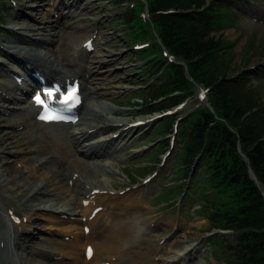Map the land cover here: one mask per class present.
I'll list each match as a JSON object with an SVG mask.
<instances>
[{
	"label": "bare ground",
	"instance_id": "1",
	"mask_svg": "<svg viewBox=\"0 0 264 264\" xmlns=\"http://www.w3.org/2000/svg\"><path fill=\"white\" fill-rule=\"evenodd\" d=\"M42 1V8L46 5L50 6L46 0ZM36 7H40V4ZM34 10L43 17L38 22V27H29V23H32L31 18L17 14L14 22L18 27H12L15 31L13 42L4 46L12 58L30 65L31 69L26 66L22 71L24 84L7 85L2 89L0 97H3V101H16L18 90H22V95L26 97L29 91L23 89L25 88L23 85L31 86L35 83L29 74L34 70L52 82L66 83L67 80L72 82L78 79L82 83L84 103L82 105H85V96L92 99L85 107L86 112L83 110V116L78 124H42L50 136H42L45 144L36 145L33 150H30L32 147L30 142H24L23 138H19L22 133L5 130L9 125L11 129L18 127L19 125L10 123V117L26 118L25 112L15 115V112L9 109L12 107L9 105H5V110L0 109V160L3 161L0 164V203L3 205L0 207V264H32L26 258L29 247L24 237L34 234L33 224L41 222L50 225L51 237L75 235L74 240L69 242L56 238L46 239L52 246L53 253L45 256L60 258L59 264H79L78 258L74 263L64 260L77 255L81 243L94 247L92 259L87 260L84 253L82 264H156L153 254L159 250L158 248L155 250L148 247L144 252L143 249L139 250L147 240L145 234L140 232V227L152 225L157 227L160 224L159 220L141 221L134 216L135 210L141 205L148 204L144 200L145 195L139 197L136 192H131L123 198H113L109 191L105 194L107 188L97 181L99 174L104 173L112 186L111 182L116 177L109 165L100 163L101 159L104 157L117 159L122 144L130 143L141 130V128L129 127L131 123L127 119L120 118L126 115V112L103 107L101 101L97 99L101 94L109 96L120 93L109 87L107 79L103 77L105 71L101 69L113 59L99 44H93L94 51H87L84 45L92 39V35L90 31L80 27L85 21V18H82L85 12L76 11L75 5H67L63 0H55L49 12L52 14L56 10L60 13V20L56 22L49 19L50 14H44L41 8ZM262 16L254 14V17L264 19ZM56 25L62 26L64 30L68 29L65 34L70 37L71 47L68 57L63 60L56 57L59 63L52 58L55 55H52L51 49L47 46L54 40L45 37L34 40L28 35V32L33 34L36 30L50 31ZM25 29L28 31L25 32ZM106 84L105 91L100 93L99 88ZM35 111L36 108L31 106L27 113L34 114ZM35 122L38 123L37 120ZM115 129L118 130L117 138L102 140L97 137L100 133L110 135ZM56 140L63 144L59 150L60 158L49 155L47 149V145L51 147L53 141L57 142ZM11 148H15V151ZM26 149H29L32 155L28 158H19L18 155ZM8 155L15 160L14 158L11 160ZM43 156H46V159ZM19 163H23L21 169L15 167V164ZM96 190L100 193L94 194ZM31 201L35 204H30ZM84 201L90 202L87 208L83 207ZM98 207H104L107 211L109 225L98 227L105 216L102 213L90 220ZM19 213L23 214L22 217L28 220L29 225L23 224V221L19 225L13 222V230H18V233L10 235L12 229L9 230L6 218L10 219L11 215ZM141 213L143 212L138 214ZM84 218H86L85 223ZM169 223L173 224V221ZM86 225L91 229L88 235L82 231L83 226ZM181 243L178 241L175 246L181 247ZM195 250L196 247L189 249L177 261L163 259L161 264H180L181 261L194 256ZM171 252V249L162 251L164 255ZM104 258L109 260L104 261Z\"/></svg>",
	"mask_w": 264,
	"mask_h": 264
},
{
	"label": "rangeland",
	"instance_id": "2",
	"mask_svg": "<svg viewBox=\"0 0 264 264\" xmlns=\"http://www.w3.org/2000/svg\"><path fill=\"white\" fill-rule=\"evenodd\" d=\"M8 6H4L2 15H0V22L3 21V25H0V93L2 89L7 85H12L15 82V75H19L21 68L25 67V64L21 65L18 59L12 58L10 54L5 50L4 46L12 43V38L15 35V31L12 27H18L15 17L20 14L22 17L31 18L32 23H29V27H38V22L42 20L41 14L34 9L41 8L44 14H49V6L41 7L42 0H1ZM48 3L54 4L55 0H46ZM67 5H75L78 12L82 11L84 8L85 18L80 25L81 28H85L90 31L94 36L99 35L96 43L106 51L107 54L111 55L112 62L103 66L101 69L105 71L103 77L107 79V84L109 87L119 91L120 93L116 95L106 96L101 94L98 99L101 101L103 107L110 110H119L126 112V115L120 117L122 119H127L130 123H135L138 121L152 120L158 114H152L147 116V108L142 107L137 101V86L145 85L147 79H144L142 72H140V67L144 64L138 59L137 53L134 49L136 44H133L130 38L129 30L125 27L122 21V13L129 8V6H121L115 3V0H63ZM216 6L227 5L232 8V19L226 22L221 30L216 34L221 39L233 43V48L229 52V55L225 56L226 60H230L232 71L229 73L228 78H237L240 74L245 71L254 76L257 74H262L264 72V20H258L254 17V14H259L264 16V0H215ZM4 4V5H6ZM40 4V7H36ZM8 7V8H7ZM54 14H50L49 19H53V22L60 20V13L54 10ZM262 16V18H264ZM40 19V20H39ZM37 20V21H36ZM55 20V21H54ZM117 20V21H115ZM116 22V23H115ZM55 25V24H54ZM29 29V28H28ZM27 29L24 31L26 32ZM66 30L60 25H56L50 31H39L36 30L32 34L28 32V35L34 40L38 38H49L54 40L53 43L47 46L51 49L52 57L56 63H59L57 58L68 57L70 47V37L65 34ZM28 31V30H27ZM101 31V32H100ZM35 37V38H34ZM148 41H144L141 44H147ZM25 46H30L24 44ZM245 55V56H244ZM57 57V58H56ZM20 65V66H19ZM61 67L60 64H58ZM105 69V70H104ZM8 74H13V80L9 77L8 80L2 79L1 76H8ZM14 81V82H13ZM154 81V80H151ZM99 88V92H104L105 87ZM248 88L257 89L258 99L262 102L264 106V77L257 78L253 77L248 83ZM199 90L195 91L194 97H198ZM1 96V95H0ZM137 97V99H135ZM18 100L16 101H3L0 98V109L5 110V105H9L10 110H14L15 113L22 112L26 107H29L28 100L21 99V95H17ZM92 98L87 97L85 99V107L88 105ZM130 99L133 100L134 108H126L115 105L122 103H127ZM191 101V100H190ZM186 105L192 108L194 102H190ZM13 106H16L15 108ZM83 111V110H82ZM81 111V113H82ZM86 112V108H84ZM188 111V110H187ZM110 116H116L114 114H109ZM182 115V114H180ZM10 123L14 125H19L18 127L11 129V125L5 127V130L13 132H22L19 138H23L24 142H30L32 147L30 150L35 149L36 145L45 144L42 135L45 133L43 127L39 124L34 125L33 120H25L23 117H10ZM167 123L166 119L161 121H155L149 123L146 127L136 133L134 139L127 144H122V148L118 152L117 159H110L104 157L101 159L102 165H109L110 170L114 173L116 179L112 181V185H118L115 191L110 187V182L108 177L104 173H100L98 177V182L106 187L113 197L122 198L126 193L136 192L139 197H143L145 193L144 200L149 203V206L143 205L139 209L135 210L134 216L141 221L149 220H159L161 225L159 227H146L141 226L140 232L145 234L147 240L143 242L141 246L142 251H146L148 247L156 250L153 256L156 258L155 263L161 264L163 259H174L184 256L186 251L196 247V254L180 264H224L221 256L224 257V253L220 249L218 244L215 247L214 244L210 242L213 240L212 235L218 233L219 240L234 242V235L225 234L221 232H215L212 230L211 225L204 220V218L197 216L193 211L199 208L198 201L201 196L195 197V200H189L185 198V202L173 209H163L162 204L159 207H154L159 195H161L160 187L166 188V184L170 181V174L173 172L172 162L174 155L172 154L165 162L164 156L169 153L167 150V144L171 142V138L164 139L156 142V135L158 132L162 131L164 124ZM117 129H115L110 135L106 133H100L97 137L102 140L113 138L117 135ZM55 141V140H54ZM52 147L47 145L49 155L56 158H60L59 150L62 148L63 144L54 142ZM164 148V149H163ZM15 151V148H11ZM165 151L159 156V161H155L157 154L160 150ZM29 149L18 155L19 158H28L32 154ZM12 160L14 157L8 155ZM46 159V156H43ZM15 160V158H14ZM3 161L0 160V164ZM23 163L15 164L18 169L22 168ZM143 168L145 169H155L159 176L150 185L145 186L144 182L149 178V174L139 175L136 179L135 185L131 181L133 174H142ZM192 187V184H190ZM125 192V193H124ZM127 195V194H126ZM155 196V197H154ZM154 197V198H153ZM30 204H35L31 201ZM0 207L3 205L0 203ZM143 212L141 214H138ZM106 212H102L105 214ZM22 213L20 216L22 217ZM169 221H173L170 224ZM110 219L108 213L99 222L98 227L104 225H109ZM29 225V223H25ZM34 234L31 236L24 237L26 245L29 247L28 255L26 258L32 264H59V259L54 257H47L45 254L53 253V248L46 239L57 238L59 240H68L69 237L64 239V237L50 235V225L47 222H41L39 224H33ZM30 228V227H29ZM13 232V231H12ZM17 235V233L15 234ZM221 235H225L221 236ZM182 242L181 247H176V242ZM215 247V248H213ZM84 243H81L77 251V255L72 256L70 259H65V262L74 263V260L78 258V263L82 264L83 254H84ZM164 249H171L172 252L168 255H164L162 251ZM218 251V253L216 252ZM213 252H216L213 256ZM43 255V256H42ZM220 256V257H219ZM34 258H37L36 261ZM61 262V261H60Z\"/></svg>",
	"mask_w": 264,
	"mask_h": 264
},
{
	"label": "trees",
	"instance_id": "3",
	"mask_svg": "<svg viewBox=\"0 0 264 264\" xmlns=\"http://www.w3.org/2000/svg\"><path fill=\"white\" fill-rule=\"evenodd\" d=\"M205 4L206 0H150V9L153 13L197 11ZM195 11L154 16L164 45L187 63L189 74L183 66L167 65L166 59L158 57L146 70L152 77L161 72L162 76L142 89L140 97L146 105L167 98V103L154 109L162 111L190 96L196 83L211 88L208 99L213 111L202 106L181 122L176 147L177 167L182 169L178 180L189 179L196 167L195 179L211 190L212 196L203 204L206 217L213 228L236 234L235 243L224 248L227 264H264V108L258 90L248 88V75L228 78L232 59L225 56L234 45L216 35L226 22L225 14L215 8L207 13ZM134 19L136 15L128 14L125 22ZM152 54L147 51L145 57ZM175 93L179 94L170 97ZM172 122L164 134L171 131ZM250 167L259 183L251 177Z\"/></svg>",
	"mask_w": 264,
	"mask_h": 264
},
{
	"label": "water",
	"instance_id": "4",
	"mask_svg": "<svg viewBox=\"0 0 264 264\" xmlns=\"http://www.w3.org/2000/svg\"><path fill=\"white\" fill-rule=\"evenodd\" d=\"M246 162H248V160H246ZM251 175L256 179L255 173L253 172V170H250Z\"/></svg>",
	"mask_w": 264,
	"mask_h": 264
},
{
	"label": "snow or ice",
	"instance_id": "5",
	"mask_svg": "<svg viewBox=\"0 0 264 264\" xmlns=\"http://www.w3.org/2000/svg\"><path fill=\"white\" fill-rule=\"evenodd\" d=\"M49 95H51V93H49ZM72 99H75V97L74 96H72ZM91 249H89V256H91Z\"/></svg>",
	"mask_w": 264,
	"mask_h": 264
}]
</instances>
